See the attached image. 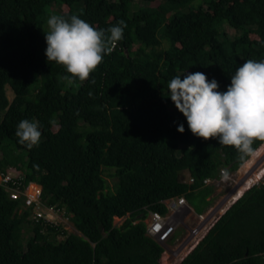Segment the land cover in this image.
<instances>
[{
	"label": "trees",
	"instance_id": "trees-1",
	"mask_svg": "<svg viewBox=\"0 0 264 264\" xmlns=\"http://www.w3.org/2000/svg\"><path fill=\"white\" fill-rule=\"evenodd\" d=\"M135 1L0 0V173L23 174V188L65 208L81 234L32 221L0 184V264H164L166 249L147 234L150 212L166 214L163 201L184 196L202 214L214 192L204 181L255 157L241 166L233 146L192 133L167 85L188 70L227 90L244 60L264 59V0H140L148 6L133 10ZM55 4L57 15L98 28L127 22L86 80H66L65 66L47 59ZM226 22L241 34L231 39ZM24 118L42 131L31 149L15 135ZM175 264H264V182L246 186Z\"/></svg>",
	"mask_w": 264,
	"mask_h": 264
},
{
	"label": "clouds",
	"instance_id": "clouds-1",
	"mask_svg": "<svg viewBox=\"0 0 264 264\" xmlns=\"http://www.w3.org/2000/svg\"><path fill=\"white\" fill-rule=\"evenodd\" d=\"M45 33L48 61L65 66L66 80L89 78L105 54L123 38L127 22L120 19L107 29L98 28L79 15L65 18L53 14L47 21ZM167 97L186 117L188 128L198 137H214L221 145L233 146L241 166L264 152V59H247L231 75L227 90L204 72H189L171 78ZM91 94V93H90ZM181 133L184 124L177 125ZM20 144L31 149L42 137L37 119L24 118L15 131ZM259 141L257 144L256 142ZM227 171L223 170L224 178Z\"/></svg>",
	"mask_w": 264,
	"mask_h": 264
},
{
	"label": "rangeland",
	"instance_id": "rangeland-1",
	"mask_svg": "<svg viewBox=\"0 0 264 264\" xmlns=\"http://www.w3.org/2000/svg\"><path fill=\"white\" fill-rule=\"evenodd\" d=\"M115 1V0H111ZM148 6L147 2H143L140 0H136L133 6V10H137L140 7H146ZM61 7L59 5H54L53 6V12L54 14H57L61 12ZM225 31L228 34V36L231 39H234L236 36H239L241 34L240 31H238L236 28L231 26L229 23H225L224 25ZM169 47V42L164 41L162 45V49H166ZM7 93H8V98L12 101L15 97V94L10 86H7ZM2 120V114H0V122ZM225 169L228 171L230 174V179L224 181H221L220 184H215L214 185V192L212 195L208 198L210 201V204L205 208L204 212L202 214H198L195 212L194 205L192 202L188 201V204L190 205L189 208H186L181 215L177 217V221L179 223V228L177 231L178 238L183 240L186 238L188 232H187V227H195L198 226L200 223L203 226L204 229L209 226V224L212 222V220L220 214L224 208L227 207V205L236 197H238L242 191L245 189L246 186L250 184H260L264 182V152H261L257 154L252 161L246 166L242 167L240 170L236 172H230L227 167H223L222 170ZM115 173V169H107L105 171V177L107 178L109 186L114 189L116 183H117V178L114 176H110ZM221 176V171L219 175V179ZM190 173L188 171H184L180 179L183 182L189 183L190 181ZM200 200V198L198 197ZM197 200V199H196ZM126 217H116L115 218V225L121 226L126 218ZM148 219V220H147ZM145 220V223L147 225V222L149 221V217ZM64 228L66 229L67 233H75L78 235H81L80 232L76 229L73 221H64L61 222ZM137 223V222H136ZM186 224V225H184ZM32 235L30 232H25V241ZM60 237L59 239H61ZM173 250H178L176 249L177 244L176 241L174 243H169ZM188 247H183V251H177L176 254L173 253V251H168L167 255L164 260V264H175V262L182 256L187 251Z\"/></svg>",
	"mask_w": 264,
	"mask_h": 264
},
{
	"label": "built area",
	"instance_id": "built-area-1",
	"mask_svg": "<svg viewBox=\"0 0 264 264\" xmlns=\"http://www.w3.org/2000/svg\"><path fill=\"white\" fill-rule=\"evenodd\" d=\"M223 170H221L220 179L208 178L204 181L205 185H217L220 184L221 181L225 182L230 179L231 176L227 170V178H224ZM24 179V175L13 168L0 173V184L6 187L12 199L23 201V208L30 211V219L32 221L52 224L54 226H58L64 221H70L65 208H59L56 205H48L42 201V199L36 197L33 190L23 188ZM193 182L194 178L190 177L189 183ZM163 203L167 207L168 212L166 214L157 211L150 212L149 221L147 222V234L162 245L167 252L173 251V253L176 254L177 251H183V247L189 248L194 243L205 230L204 225L202 226L200 223L195 227H187L188 234L186 238L181 240L177 237L175 241L177 244L176 249L178 250H173V248L169 246V243L177 234L179 228L177 217L181 215L186 208H189L190 205L184 196L172 197L164 200Z\"/></svg>",
	"mask_w": 264,
	"mask_h": 264
},
{
	"label": "bare ground",
	"instance_id": "bare-ground-1",
	"mask_svg": "<svg viewBox=\"0 0 264 264\" xmlns=\"http://www.w3.org/2000/svg\"><path fill=\"white\" fill-rule=\"evenodd\" d=\"M253 184V183H252ZM251 185V184H250Z\"/></svg>",
	"mask_w": 264,
	"mask_h": 264
}]
</instances>
